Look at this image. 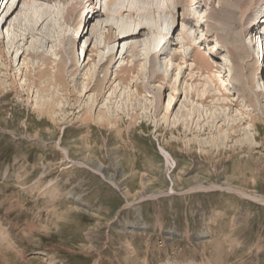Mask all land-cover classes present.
Listing matches in <instances>:
<instances>
[{"label": "rangeland", "instance_id": "rangeland-1", "mask_svg": "<svg viewBox=\"0 0 264 264\" xmlns=\"http://www.w3.org/2000/svg\"><path fill=\"white\" fill-rule=\"evenodd\" d=\"M17 1L5 7L7 0H0L1 33L10 28L15 14L8 19L7 15ZM221 1L200 0L188 7L203 18L201 26L183 20L181 7H172L167 19L174 23L160 35L168 42L169 53L162 57L169 64L166 80L152 75L149 59L137 57L136 64L144 65L145 72L140 79L133 72L124 83L119 70L134 66L130 62L136 58L129 52L123 58L118 53L112 62H99L98 55L105 52L101 45L117 49L140 38L109 41L105 28L96 49L91 23L79 27L81 16L68 14L74 6L81 11L87 0L60 3L66 10L60 30L71 35L69 41L57 48L53 40L58 32L44 39L35 35L52 59V73L55 64L64 70L66 89L53 83L47 91L46 79L21 87L24 79L12 76L9 62L16 66L22 51L11 53L10 59L0 55V79L9 86L0 93V264H264V91L252 88V82L264 83V65L259 66L264 59L255 66L249 50L244 60L242 54L239 58L231 53L237 42L231 36L240 35L241 27L235 25L230 32L224 9L219 10ZM214 11L218 21L209 18ZM209 25L212 32H207ZM253 30L262 34L261 29ZM70 48L80 55L79 72ZM42 50L29 59L34 77L44 65ZM197 52L209 59L213 73L221 72L224 85L216 82L228 101L218 100L222 96L214 89L212 74L192 71L195 65L201 68ZM176 53L180 57L175 59ZM13 79L20 93L10 86ZM135 82L145 88L139 91ZM204 82L215 98L201 103L188 87ZM104 93L106 99L126 97L123 113L114 111L123 100L101 102ZM130 97L146 105L138 112L140 118ZM39 100L54 103L55 111L41 114ZM106 103L116 125L83 120L86 109L90 107L95 118ZM191 105L204 112L191 116L187 126L194 131L204 126L203 134H185L183 126L177 130L172 125L179 110L187 112ZM214 111L230 121L244 118L237 130L244 129L257 148L251 150L241 137L227 138L233 131L229 127L220 132L225 121L220 117L212 123ZM220 135L224 141L212 149L209 141Z\"/></svg>", "mask_w": 264, "mask_h": 264}, {"label": "bare ground", "instance_id": "bare-ground-1", "mask_svg": "<svg viewBox=\"0 0 264 264\" xmlns=\"http://www.w3.org/2000/svg\"><path fill=\"white\" fill-rule=\"evenodd\" d=\"M9 1L10 0H7L5 7L7 6V4H9ZM62 1L64 0H44V1L43 0H18L16 4H11L12 6H15V8L7 15V19L9 17H12L13 14H15V16L13 20L11 21V26L9 29H7V32L1 33L2 29L0 31V55L2 57L10 59L11 53L14 54L15 51H18V52L22 51L21 55L19 56V62L17 63L16 66H14V63L12 62V60L9 62V65H10L9 67H11L10 72H12L11 74H13L12 76H14L15 78H17L18 76L19 79H24V84H22L21 87L22 86L30 87L32 84L37 85L38 84L37 81L41 79L47 80V84L44 87L45 90H47L46 88L52 86L51 84L53 83L55 85H58V84L62 85L64 89H66V87L68 86V81L65 77L64 70L59 68L60 64H55V66L57 67V70L54 74L52 73L54 72L52 71V68H51L52 67L51 64L53 63L52 59L48 54H46V51L44 49L43 50L41 49L42 47L44 48V46H42L41 41L37 40V37H36L37 36L36 34L39 33V37L44 39L46 37L54 36V33L58 32L57 38L53 40V44L57 48L61 46L62 42L69 41L71 39L70 34L68 35L66 32L64 33L63 31L60 30L62 27V20L64 19V14L66 12V10L64 11V9L60 7V3ZM44 2H48V3H44ZM51 2L54 3L55 9L50 8L49 5H52ZM199 2L200 0H98V1L87 0V5H84L81 8L82 9L81 11H78L74 6L73 8L71 7L70 12H68V14L70 17L81 16L80 17L81 19H82V16L86 17L88 15L84 19V21H80V18H79L77 19L76 23H77V26L79 27H82L84 23L86 22L87 23L89 22V24L91 23L92 25L91 41L94 42L96 49H98L101 44V40L99 39V34L101 32L100 31L101 29H104V31L106 30L105 28L108 29L106 30V33L108 34L109 41H114V42L123 41L124 42L126 40L129 41V39H132V38L135 39V37L140 38L141 41L139 40L138 42H134L137 40L136 39L134 41L131 40L132 43L125 42L122 44L121 47L119 46L117 49L106 47L105 44L101 45V48L103 49V51L105 50V52L102 55H98L99 57L98 59H100L99 60L100 63H102L104 59H107V62L109 61L112 62L114 59H116V57L118 56V53H121L120 55L122 58L128 52H129L130 57H136L135 59L130 58L132 59L130 64L134 66L122 67L119 70L120 71L119 73H122L121 76H119V78L122 79L124 83L128 82L130 78H133V74H132L133 72L137 73V76L139 79L144 74L145 72L144 67H143L144 65L141 66V64L140 65L136 64L137 57H138V61L140 60L145 61L149 59L152 64L151 65L152 72H153L152 75H156L155 77H158L157 75H159L161 76V78L166 80V75L169 70V64L167 62H164L162 60V57L163 56L165 57L166 54L169 53V50H167L168 42H163L161 40L160 35H162V31L164 29L171 28L172 24L174 23V20L173 22L168 20L167 16L170 12H172V7L178 8L179 6V9L181 7L180 15L183 20H187L189 22L193 20L194 22H196L197 24L201 26L203 23V18H201L200 16H194V14L190 13V11L188 10V7L192 5H196ZM218 5L220 6L219 8L220 11H223L224 9L223 13L225 14V18L228 22L230 32L234 31L231 28H233L235 25L237 26L239 25V27H241V34L239 33L240 35H237L236 33H233L232 36L230 35L232 39L237 41L232 46L231 53H233V55L235 54V56H239V58H240V54H242L241 59L244 60L245 59L244 55L249 50V56L251 53V57H253V61L256 62L255 66H257L258 63L260 62V59L261 58L264 59V10L262 11V8L264 6V0H222ZM18 7H19V10H18ZM216 15H218V13L214 11V13H210L209 18L215 19ZM102 18H103V21H102ZM215 21H218V19H215ZM211 25H209L210 28L208 29L209 31L207 32H212L213 26ZM162 28L164 29L162 30ZM254 28L255 29L257 28V31L261 29L262 34L260 35L258 34V32L256 31L254 32L253 30ZM222 29H223V32H225V26H222ZM239 29H238V32H240ZM76 34L80 35L79 32H76ZM144 34H146L147 36L146 38L144 37L145 39L142 37ZM250 34L253 35L251 36V40L246 41V37L249 36ZM230 36L228 35V37ZM46 41L49 42L48 40ZM238 41H243V42H238ZM97 43H99V45ZM40 50H42L41 56L44 59L45 67H43L44 65H42L43 68L42 67L40 69L38 68L39 71H38V74L36 76L37 78H36L34 77L35 76L34 69H33L34 66L33 64H31L29 59L33 56H36ZM183 50L184 49H182V51ZM60 52L62 53L61 49H60ZM182 54L183 53L181 52V56ZM23 55H25L26 57L23 59V62L21 63V67H20V59ZM69 56L73 58V65L74 67H76L75 72H79L81 68V65H79L80 62L78 63L80 55L74 49L70 48ZM173 56L175 59L180 57L179 53H176ZM195 58L198 61V64H200L201 68L195 65L193 69L191 68L192 71L195 69H198L199 73L201 72L202 75H204L203 73L205 71H207L210 75L212 74L213 75L212 80L215 85L214 89L218 91L217 94L221 93V96H222L218 100H222L223 102L228 101L229 96H226L224 95V93H222V90L219 87L220 84L218 85L216 82V79H217L222 85H224L223 84L224 77H222L221 72L217 70L214 71V73L212 72L213 71L212 64L210 63L209 59L204 54L197 52ZM181 59L183 60L182 57ZM263 65L264 63L259 64V66H263ZM259 71H260V68L253 69V73L255 75ZM216 72L217 74H215ZM263 72H264V69H263ZM83 76H86V73H83ZM178 77L176 78L177 83H178ZM189 79L185 78L186 81ZM191 79L194 80V76H191ZM2 80L0 79V93L7 91L9 87V86L7 87L6 81L4 82ZM212 80H210V82H212ZM28 81L30 83L29 85L27 84ZM168 82L171 85V81L169 80ZM135 83L139 91H142L145 88L141 85L142 82L139 84L137 82ZM205 84L207 83L204 82L197 87H194L191 84L188 87L189 94L192 97L196 95V97H198V99L201 100V103H206L208 100L207 98L210 96H212L213 100L215 98V95L211 94V92L209 91V87ZM101 85H104V84H102L101 82ZM10 86H13V89H15L18 93L22 91V89L19 86H17V83L14 79L12 80V84ZM88 86H90V84L85 85L84 89H87ZM216 86L218 88H216ZM98 87L100 88V92L104 91V87H101L100 85ZM91 88L93 89L94 86ZM172 88L175 94H177L178 93L177 86L176 87L173 86ZM252 88H253V91L255 92H257L258 89L264 91V83L263 85L261 84L258 85V83L252 82ZM82 92H84V90ZM8 93L9 92H7L6 95ZM114 97L117 99V101L119 98H120L119 100H123V101H120L122 103L121 104L122 106L114 109V111H116L117 114L123 113V110L125 108V102H126L124 100L126 97H123V96L121 97L118 95ZM114 97L111 96V98H114ZM111 98L107 97L106 99V95L104 93L100 101L107 102V100ZM130 99H132V97L128 98L127 100L130 101ZM39 102L41 103L40 100ZM130 102L132 105V109L136 112V115L139 114L138 112H140L143 105L146 106L140 100L138 101L135 100V103H133L132 101ZM53 104L54 103L45 100V102L43 101L40 104V106L39 105L37 106H39L38 108L40 109L39 110L40 113L44 115V114H49L51 112L53 113V111H55L54 108L52 109ZM228 104L229 102L226 103V105ZM109 108L110 106L106 103L103 106V109L101 108V113L94 118L93 116L94 114L92 115L91 109L89 107L88 109H86L83 115V120L86 122L90 120H94L97 123H101L104 125L105 124L106 125H109V124L116 125L118 121L114 120V123H113L109 117L110 113L112 112V111L110 112L111 109ZM169 108L170 107H166L167 110H169ZM181 109L177 113L176 118L172 119L173 120L172 125L177 130H180V128L183 126L185 134L205 133L207 128H205L204 126L203 127L198 126L200 127V129H198L197 131H194L193 126L192 127H190L189 125L187 126V123H188L187 121L188 119L191 118V116L194 118L193 115H195L196 113L203 114L204 111H201V109L198 108L197 106L194 107V105L193 106L191 105V108H188L190 112L189 111L186 112L185 109H183L184 110L183 112V110ZM210 116H211L210 118L212 119V123H217L216 121L218 119L220 120V117H221V120L225 121L220 129V132H223V130L226 127L227 128L229 127L231 130H233L229 136H226L227 138H233L234 136L241 137L243 139V141L241 139L242 143L245 141L246 144L249 143L250 145H252L251 147H249L251 150H254L257 148L256 146H253L254 144L253 141L250 140V138L248 137L244 129L240 131L237 130L239 127L245 124V123H242L243 122L242 120H244V118H242L241 120L233 119L232 121H230L229 119L224 118L225 115L223 112H219L217 114L215 111L211 112ZM137 118H140V116L138 115ZM194 127H197V126H194ZM213 129L214 128L212 125L211 132H213ZM224 138L225 137L221 136V139L217 138L212 141H209L212 149L213 147L217 146L221 141H224ZM240 146L241 148L245 147L243 144H241ZM240 193L244 195L246 194L244 192H240Z\"/></svg>", "mask_w": 264, "mask_h": 264}]
</instances>
